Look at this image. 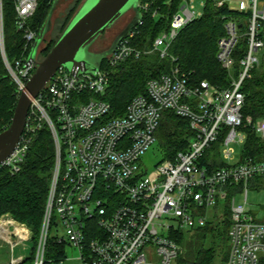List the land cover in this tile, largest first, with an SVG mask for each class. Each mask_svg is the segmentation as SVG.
<instances>
[{"label":"built area","instance_id":"obj_1","mask_svg":"<svg viewBox=\"0 0 264 264\" xmlns=\"http://www.w3.org/2000/svg\"><path fill=\"white\" fill-rule=\"evenodd\" d=\"M16 30L29 51L37 38L29 26L37 0H12ZM192 0H182L167 29L152 42L161 59L178 32L203 13ZM237 16L223 15L224 34L216 59L228 74L226 85L191 78L177 65L146 80L121 115L98 97L109 85L111 69L144 51L131 44L142 15L94 73L74 75L60 67L31 100L23 132L13 152L0 164L19 171L36 131L45 124L54 143V166L37 237L8 214L0 217V246L7 264H194L180 257L183 248L172 235L194 230L209 220V210L229 207L228 255L222 264H264V218L247 208L248 183L264 175V159L235 153L251 127L264 138V119L244 117V81L260 63L264 50V0H215ZM138 8L147 9L138 3ZM4 0H0V56L17 91L36 65L16 59L4 47ZM243 29V30H242ZM241 39L243 53L233 56ZM181 118L188 129L186 145L171 157L145 168L143 158L156 143L163 113ZM210 153L206 161L203 157ZM224 159L226 161L224 162ZM244 195L236 202L237 193ZM170 222L161 224L164 217ZM31 242L28 256L14 247Z\"/></svg>","mask_w":264,"mask_h":264},{"label":"trees","instance_id":"obj_2","mask_svg":"<svg viewBox=\"0 0 264 264\" xmlns=\"http://www.w3.org/2000/svg\"><path fill=\"white\" fill-rule=\"evenodd\" d=\"M54 1L56 0H37L36 11L29 20V26L36 29L37 33ZM180 1L138 0V3L146 4L147 9L138 8L142 15V23L137 26L131 44L138 43L139 48L150 46L155 37L167 29ZM71 9L73 10V7ZM70 12L65 18L67 22L62 31L75 13V11L73 14ZM225 14L237 16L225 6L216 7L214 0H205L202 15L186 24L172 42L169 51L175 57L174 61L170 58L161 59L156 52L121 62L111 72L105 93L98 97L111 104L112 115H121L130 99L144 92L147 79L168 72L172 65H177L191 78L206 79L212 84L226 85L228 74L216 59L217 40L224 34L222 16ZM14 15L12 0H4V47L6 57L11 64L16 59H24L30 53V50L24 47L23 33L16 30ZM56 40L48 42L45 54ZM244 47L245 40L241 39L233 53L236 59L235 68L238 67L237 60L243 53ZM105 63L106 58L102 60L100 66L104 67ZM242 90L245 95L242 110L244 117H250L254 123L264 119V50L261 52L259 65L244 81ZM18 95L17 87L0 56V132L11 122ZM244 130L246 140L243 153L258 160L264 159V140L260 139L251 127H246ZM156 136V143L166 151V154L160 153L161 157H171L174 152L186 145L188 129L181 118L170 111H165ZM207 158L206 154L203 161L205 162ZM53 166V138L46 125L42 124L34 134L19 171L11 173L7 168H0V215L7 213L27 224L34 239L37 237L43 215ZM223 210L225 216L222 229H217L214 219L200 227L204 242L195 250L192 263L214 264L216 255L220 256L219 264L226 259L230 210L227 205ZM208 233H210L209 240L206 238ZM172 236L177 238L178 242H182L180 233H174ZM23 264H28V261Z\"/></svg>","mask_w":264,"mask_h":264},{"label":"water","instance_id":"obj_3","mask_svg":"<svg viewBox=\"0 0 264 264\" xmlns=\"http://www.w3.org/2000/svg\"><path fill=\"white\" fill-rule=\"evenodd\" d=\"M55 4L56 1L53 2L26 59V63H34L36 68L19 92L9 126L0 132V164L16 147L24 129L32 98L41 92L56 70L63 67L74 75L94 74L100 68L102 60L141 18L138 0H84L55 43L39 60L37 53L49 29L50 15ZM128 11L134 12L131 21L114 39L109 49L93 53L95 59L92 61L93 56H88L87 53L92 42Z\"/></svg>","mask_w":264,"mask_h":264},{"label":"rangeland","instance_id":"obj_4","mask_svg":"<svg viewBox=\"0 0 264 264\" xmlns=\"http://www.w3.org/2000/svg\"><path fill=\"white\" fill-rule=\"evenodd\" d=\"M83 1L84 0H56L55 7L50 15L49 29L44 35V39L42 43L40 44L39 50L37 53L39 60L44 57L45 47L47 46L48 42L50 40L57 39V37L60 35L64 25L67 22V19L65 18L67 15H69L68 13L71 11L70 14H73L74 11L78 9V7L82 4ZM181 1L179 3H181ZM201 1L202 0H192V5L194 6L195 11L202 10V7L200 5ZM71 7H73V10L71 9ZM133 14H134L133 11L126 12L120 18H118L111 27L104 30L103 33L100 34L92 42L90 47L87 49L88 56H93L95 55L93 54L94 52H101L109 48L112 44L113 39L117 35V33L123 30L128 25V23L131 21ZM137 44L138 43H136V45ZM136 45H133V46H135L136 48H139V46L137 45L138 46L137 47ZM139 49L144 51V54L156 53V51L153 50L152 48V44L148 47H145V48L143 47ZM94 59L95 57L93 56L92 61H94ZM119 64H117L116 66H118ZM115 67H113L111 71H113ZM259 138L264 140V138H261V137ZM244 143H245V140L242 143L234 144L231 147L235 153H239L243 149ZM160 153L166 154V151L164 150L163 147L161 146L159 147L157 143L152 144L150 148L148 149V151L146 152V154L144 155V158H143L144 167L150 168L160 158L161 156ZM207 155L208 157H211L210 153H208ZM225 161L226 159H224V162ZM247 188H248V193H247L246 206L256 218L261 220L264 218V175L255 177L253 180H251L248 183ZM243 199H244V195L242 192L236 194V197H235L236 202H243ZM208 214H209V218H208L209 220H213V219L216 220L214 224L217 225L218 227L217 229L219 230L222 229L223 219L225 216L224 210L218 209L214 211V209H211L209 210ZM158 222H160L161 224H166V223H169L170 221L166 219L164 216L161 219H159ZM201 231H202V228H194V230L181 229L178 231V233H180V235L182 236L181 245L183 248V253L180 255L182 259L188 262H192L194 260L193 255L195 253V250L199 247L201 243L204 242V238H201L203 234ZM209 235L210 233H208L206 237L208 240L210 238ZM31 246H32L31 242H26L25 244L16 245L13 250L14 256H18V255L28 256L31 251ZM9 254L10 253H8L7 248L5 246H2V247L0 246V264H7ZM219 263H220V256L216 255L214 264H219Z\"/></svg>","mask_w":264,"mask_h":264},{"label":"flooded vegetation","instance_id":"obj_5","mask_svg":"<svg viewBox=\"0 0 264 264\" xmlns=\"http://www.w3.org/2000/svg\"><path fill=\"white\" fill-rule=\"evenodd\" d=\"M122 31H123V30H121L119 33H117V35L115 36V38H116V37H117ZM115 38H114V39H115ZM114 39H113V41H114ZM113 41H112V43H113ZM107 49H109V48H107ZM107 49H105V50H107ZM105 50H104V51H105Z\"/></svg>","mask_w":264,"mask_h":264},{"label":"bare ground","instance_id":"obj_6","mask_svg":"<svg viewBox=\"0 0 264 264\" xmlns=\"http://www.w3.org/2000/svg\"><path fill=\"white\" fill-rule=\"evenodd\" d=\"M134 16V15H133Z\"/></svg>","mask_w":264,"mask_h":264}]
</instances>
